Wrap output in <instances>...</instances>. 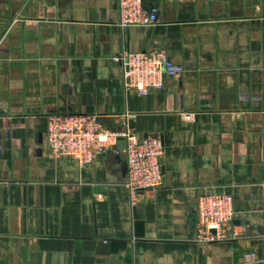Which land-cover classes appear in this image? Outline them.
Masks as SVG:
<instances>
[{
  "label": "crops",
  "instance_id": "1",
  "mask_svg": "<svg viewBox=\"0 0 264 264\" xmlns=\"http://www.w3.org/2000/svg\"><path fill=\"white\" fill-rule=\"evenodd\" d=\"M144 2L159 21L124 27L119 0H0V264H264V0ZM155 47L187 71L127 92L114 57ZM55 112L130 113L164 139L163 186L133 205L123 155L53 157ZM210 190L239 238L195 240Z\"/></svg>",
  "mask_w": 264,
  "mask_h": 264
},
{
  "label": "built area",
  "instance_id": "2",
  "mask_svg": "<svg viewBox=\"0 0 264 264\" xmlns=\"http://www.w3.org/2000/svg\"><path fill=\"white\" fill-rule=\"evenodd\" d=\"M120 25H153L159 21L157 7L144 0H119ZM124 68L127 92L147 95L162 88L167 79L182 75L185 65L176 62L164 48L123 51L114 57ZM128 112L119 115L117 126L106 125L95 112H55L48 116L47 144L55 158L70 156L80 166L111 150L123 155L127 164L125 186L133 205L147 193L156 194L164 183L165 142L160 134L140 133L130 123ZM195 240L214 243L237 239L242 231L233 224L237 215L234 196L225 190H210L196 202Z\"/></svg>",
  "mask_w": 264,
  "mask_h": 264
}]
</instances>
